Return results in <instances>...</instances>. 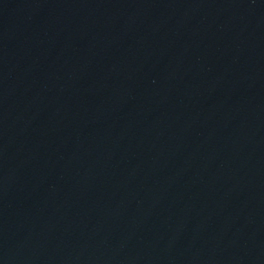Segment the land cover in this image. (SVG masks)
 Listing matches in <instances>:
<instances>
[{
	"label": "water",
	"instance_id": "water-1",
	"mask_svg": "<svg viewBox=\"0 0 264 264\" xmlns=\"http://www.w3.org/2000/svg\"><path fill=\"white\" fill-rule=\"evenodd\" d=\"M0 264H264V0H0Z\"/></svg>",
	"mask_w": 264,
	"mask_h": 264
}]
</instances>
